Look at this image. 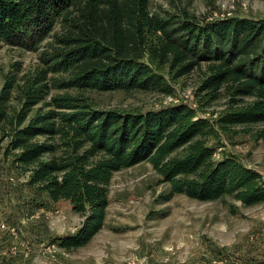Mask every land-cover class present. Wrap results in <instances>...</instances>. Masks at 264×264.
I'll return each instance as SVG.
<instances>
[{
	"label": "trees",
	"instance_id": "1",
	"mask_svg": "<svg viewBox=\"0 0 264 264\" xmlns=\"http://www.w3.org/2000/svg\"><path fill=\"white\" fill-rule=\"evenodd\" d=\"M148 1L0 0V43L36 52L49 40L40 67L16 87L20 107L4 132L28 186L83 218L76 234L58 239L67 252L101 230L113 174L141 163L169 186L162 202L183 195L264 204L262 176L232 156L214 160L208 146L235 127L264 124V21L163 17ZM194 71L203 75L196 108L98 109L82 96H172L173 84ZM11 89L7 83L0 104ZM220 98L221 114L199 115Z\"/></svg>",
	"mask_w": 264,
	"mask_h": 264
},
{
	"label": "rangeland",
	"instance_id": "2",
	"mask_svg": "<svg viewBox=\"0 0 264 264\" xmlns=\"http://www.w3.org/2000/svg\"><path fill=\"white\" fill-rule=\"evenodd\" d=\"M148 9L163 17L264 21V0H149ZM48 42L36 52L0 43V93L7 83L13 86L0 104V264H264V204L244 207L229 197L198 202L183 195L162 202L169 186L147 163L113 174L103 226L86 246L68 252L58 247V239L76 234L83 218L69 202L53 203L28 186L29 175L16 170V153L8 152L4 132L20 107L16 87L40 67L39 53ZM202 78L199 71L180 78L172 96L123 91L82 96L98 109L196 108ZM224 109L220 98L199 115L211 119ZM208 146L214 160L232 156L264 179V124L235 127Z\"/></svg>",
	"mask_w": 264,
	"mask_h": 264
}]
</instances>
